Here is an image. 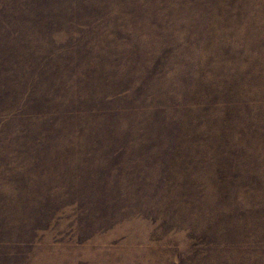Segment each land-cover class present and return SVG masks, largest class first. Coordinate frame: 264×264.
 <instances>
[{"label":"rangeland","instance_id":"1","mask_svg":"<svg viewBox=\"0 0 264 264\" xmlns=\"http://www.w3.org/2000/svg\"><path fill=\"white\" fill-rule=\"evenodd\" d=\"M0 264H264V0H0Z\"/></svg>","mask_w":264,"mask_h":264}]
</instances>
